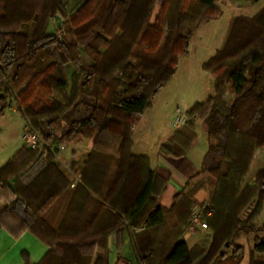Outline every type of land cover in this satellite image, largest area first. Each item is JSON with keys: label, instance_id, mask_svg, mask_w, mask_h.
<instances>
[{"label": "trees", "instance_id": "16d2710c", "mask_svg": "<svg viewBox=\"0 0 264 264\" xmlns=\"http://www.w3.org/2000/svg\"><path fill=\"white\" fill-rule=\"evenodd\" d=\"M154 1L85 0L66 31L56 23L50 33V23L66 14L60 0H0V116L14 100L23 108L25 129L42 140L36 149L23 144L0 168L1 198L10 199L7 190L13 197L0 212V228L10 223L45 240L49 251L37 264H91L96 246L104 247L110 233L118 235V245L125 231L138 264H238L240 232L254 233L249 264H264L256 259L264 255V225L254 224L264 205V167L253 185L245 184L255 154L264 150V7L230 20L221 47L202 66L213 75V95L186 111L185 124L168 141L188 150L197 120L203 121L208 150L202 170L216 188L201 220L213 238L208 249H189L182 229L193 201L187 197L169 211L158 204L166 182L147 156L132 153V133L189 54L193 35L222 11L216 0H163L152 22ZM79 138L92 146L82 168L70 163L78 178L71 187L73 179L53 161L61 146ZM28 158L32 165L25 169ZM100 209L111 217L104 224ZM86 210L96 218L91 228H84ZM24 264H32L26 255Z\"/></svg>", "mask_w": 264, "mask_h": 264}, {"label": "crops", "instance_id": "0c3cea01", "mask_svg": "<svg viewBox=\"0 0 264 264\" xmlns=\"http://www.w3.org/2000/svg\"><path fill=\"white\" fill-rule=\"evenodd\" d=\"M261 1L262 0H259L256 3H259ZM235 2H238V0H235ZM256 3H253V5ZM263 7L264 4L253 15L259 12ZM224 36L225 34L220 36V39L215 49L210 52L206 61L211 59L215 55L216 51L221 47L224 40ZM180 59L177 70L173 77L179 70ZM206 61L200 64L201 68ZM202 70L211 75L213 78L212 74H210L203 68ZM172 78L170 79V81L172 80ZM169 82L156 93V95L152 99L151 106H149L143 111L137 123L135 124L132 133V153L135 155L147 156L150 160L151 168L165 180V189L158 195L157 198L158 204L163 209L169 211L175 204L178 207L184 206L187 200L185 198L190 197V200L193 201V204L190 207V212H192V210L195 208H204L209 204L211 200V194L216 188V179L210 173L202 170L203 159L207 151L201 150V152H195V146L197 145V142L200 137L198 133V127L201 124L197 126L196 138L188 150H183V148L178 144L168 143L169 139L179 129V127L175 124V118L177 116H175L172 113V109H170L172 113L170 116V120L164 123L163 115L168 113V102L164 107L157 108L155 98L163 88L167 87ZM213 93L214 89L212 94H209V96L213 95ZM209 96H207V98ZM181 100L184 103L182 105V111L184 113L183 116H185L186 111H188L194 103L204 101L199 100V98H195L187 102V98H185L184 96H181ZM77 144L84 146L86 151L88 152L90 151V148L92 146V141L85 138H79L77 140ZM64 150L65 147L60 152L59 158H61L62 152ZM14 155H10L4 161V163L0 165V168H2ZM73 156L74 154L72 153V158ZM59 158L58 160H60ZM253 163L254 162H252L249 173L245 178V184H252L257 172L264 167V161L259 162L254 172V175L248 178ZM78 164L80 166L82 165V163ZM68 177L70 179H74L77 176L68 175ZM255 201L256 199L253 202L249 203L243 209L240 214L241 220H245L247 216L251 213L254 208ZM98 212H100V219L103 220L102 224H104V217L108 219V216L110 217V215H107L108 213H104L101 209ZM167 214L170 218L173 216L172 212H169ZM83 215L84 217H86V224L84 228H91V223L93 221L92 218L94 220L96 219L93 216L94 214L91 215V213L86 210V212H83ZM190 218L191 216L188 219V224L186 226H183L182 229V237L187 247L191 249L195 246H198L203 249H208L212 242L213 230L209 226L204 228L201 227V225H192ZM254 224L257 228L262 227L264 225V205L258 216L255 218ZM99 233H103V231H99ZM253 237L254 233L251 232H240L236 236L234 242L243 246L244 249L243 256L238 264H249V250ZM117 243L118 235L110 233L107 238L106 245L104 247L96 246L94 248L91 264H94L98 259H102L103 261L106 260L107 264H138L137 259L134 255L130 234L126 231L123 232L120 239V243L118 245ZM48 251L49 246L45 242V240L38 237L31 230H17L10 223H4L1 226L0 264H24L25 255L32 264H37L43 259V257L47 254ZM227 263L230 264L229 261H227Z\"/></svg>", "mask_w": 264, "mask_h": 264}, {"label": "rangeland", "instance_id": "374dc122", "mask_svg": "<svg viewBox=\"0 0 264 264\" xmlns=\"http://www.w3.org/2000/svg\"><path fill=\"white\" fill-rule=\"evenodd\" d=\"M64 6L66 14L63 16L59 15L61 18L60 26H63V31H66L67 24L70 21V17L78 10V8L85 2V0H60ZM262 0L259 3L253 5L249 0H216L214 3L218 9L222 11V15L214 19L203 26L194 34L192 41L190 43V52L186 57L180 59L179 70L176 75L169 82L167 87L163 88L155 98L157 108L164 107L168 102L169 109L168 113L163 115L164 123L170 120V116L173 113L175 116H183L182 105L184 104L181 100V96L187 98V102L195 98L199 100H204L212 94L213 92V78L211 75L206 73L200 67V64L207 60L210 52L215 49L220 36L226 33L228 24L230 20L237 15H253L257 10L261 8L264 4ZM163 5V0L154 1V10L152 12L151 21L154 22L155 17L158 15L161 7ZM242 5V6H241ZM57 19H54L48 28V32H54L56 30ZM82 59L88 64H93L91 59L81 50L80 51ZM70 72V67H67ZM116 77H120V73H116ZM56 96L61 98L59 94ZM233 99V89H229L226 95V100L230 104ZM172 109V113L171 110ZM23 108H19L14 100H11L10 107H8L4 114L0 116V165L10 156L18 152V150L23 146L21 135L25 130V121L21 117V112ZM186 116V115H185ZM199 140L195 146V152H201V150L207 151L208 142L204 128L202 125V120H197ZM78 140V139H77ZM77 140L70 143H65V150L62 152L61 158L59 154L53 161L56 164H60L61 171H63L67 176L74 174L69 172V165L72 161L76 163L79 168H82L78 163L85 161L88 153L84 146L77 144ZM213 142L217 144V141L213 139ZM42 144H40V147ZM24 149H28L23 146ZM63 150V149H62ZM61 150V151H62ZM72 153L74 154L72 158ZM214 158L218 160L220 156L219 149H214ZM255 161L253 159V165L248 178L254 175L257 165L259 162L264 161V150L259 151L256 155ZM58 158L60 160H58ZM57 159V160H56ZM25 163L28 165L25 169H29L32 164H30V159L28 158ZM31 173V172H29ZM23 182V181H22ZM21 179L18 177L17 183H22ZM254 182V181H253ZM247 185H253L247 184ZM10 187L14 190L12 184ZM8 197L10 199H2L0 191V212L6 205L8 201L13 199L10 191L7 190ZM20 217H25L28 219L29 214H19ZM256 259L264 262V255H257Z\"/></svg>", "mask_w": 264, "mask_h": 264}, {"label": "built area", "instance_id": "2783aa9c", "mask_svg": "<svg viewBox=\"0 0 264 264\" xmlns=\"http://www.w3.org/2000/svg\"><path fill=\"white\" fill-rule=\"evenodd\" d=\"M186 116H177L175 118V124L178 127H182L186 122ZM21 139L23 144L30 149H36L40 147V144H42L41 136L38 132L32 130V129H25L21 135ZM64 149V146H61V150ZM57 157V156H56ZM55 157V158H56ZM78 182V178H74L73 182L71 184V187H75L76 183ZM203 207L195 208L191 212V218L190 221L192 225H201V227L206 228L207 225L201 221V216L203 214ZM210 214V212H208Z\"/></svg>", "mask_w": 264, "mask_h": 264}, {"label": "water", "instance_id": "95a60500", "mask_svg": "<svg viewBox=\"0 0 264 264\" xmlns=\"http://www.w3.org/2000/svg\"><path fill=\"white\" fill-rule=\"evenodd\" d=\"M56 19H57V24L58 26H60V23H61V18L59 15L56 16Z\"/></svg>", "mask_w": 264, "mask_h": 264}]
</instances>
